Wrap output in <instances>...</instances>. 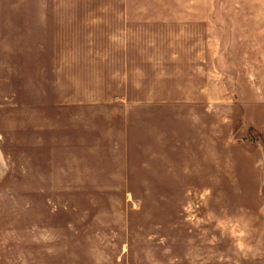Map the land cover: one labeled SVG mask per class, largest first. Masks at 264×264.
Segmentation results:
<instances>
[{"label": "rangeland", "instance_id": "rangeland-1", "mask_svg": "<svg viewBox=\"0 0 264 264\" xmlns=\"http://www.w3.org/2000/svg\"><path fill=\"white\" fill-rule=\"evenodd\" d=\"M0 264H264V0H0Z\"/></svg>", "mask_w": 264, "mask_h": 264}, {"label": "clouds", "instance_id": "clouds-1", "mask_svg": "<svg viewBox=\"0 0 264 264\" xmlns=\"http://www.w3.org/2000/svg\"><path fill=\"white\" fill-rule=\"evenodd\" d=\"M217 228L224 233H227V235L234 241V245L238 250L244 251L247 248L246 240L248 232L239 223L231 220L220 221L217 224Z\"/></svg>", "mask_w": 264, "mask_h": 264}]
</instances>
